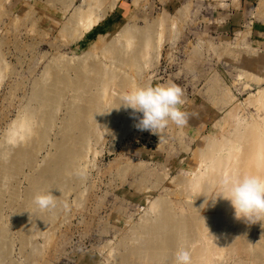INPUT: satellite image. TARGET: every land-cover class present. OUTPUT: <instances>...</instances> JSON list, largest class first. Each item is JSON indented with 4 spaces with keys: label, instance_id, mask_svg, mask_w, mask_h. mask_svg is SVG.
Here are the masks:
<instances>
[{
    "label": "rangeland",
    "instance_id": "374dc122",
    "mask_svg": "<svg viewBox=\"0 0 264 264\" xmlns=\"http://www.w3.org/2000/svg\"><path fill=\"white\" fill-rule=\"evenodd\" d=\"M83 1L0 0V151L14 146V124L24 117L32 91L44 83L46 71L73 80V68L81 62L94 59L110 65L102 47L123 42L125 28L151 27L160 35L161 50L156 60L150 56L138 75L119 70L135 87L167 82L179 86L188 122L183 129L169 123L154 134L137 128L142 114L131 118L126 110L98 141H90L83 183L65 197L54 225L36 234L30 245L21 242L18 230L19 207L29 185L30 171L25 168L15 184L19 200L10 205L6 195L1 209V225L11 247L4 264H116L124 253L121 243H133L142 220L154 217L150 208L155 201L165 199L176 213L187 209L181 182H195L207 173L210 162L195 154L209 139L227 137L232 129L226 122L230 110L235 109L236 120L256 122L264 135V111L254 103L264 90V0H119L93 29L69 36L62 32L64 25ZM112 93L117 95L118 89ZM73 95L72 89L65 90L57 130ZM228 150L217 158H226ZM232 221L238 228L245 225L236 217ZM260 221L253 222L249 257L248 252L233 255L222 249L215 251L211 264H264V250L260 255L255 252V246L264 244ZM213 228L215 234L221 233L219 226ZM191 245L195 244L187 247L193 250Z\"/></svg>",
    "mask_w": 264,
    "mask_h": 264
},
{
    "label": "bare ground",
    "instance_id": "6f19581e",
    "mask_svg": "<svg viewBox=\"0 0 264 264\" xmlns=\"http://www.w3.org/2000/svg\"><path fill=\"white\" fill-rule=\"evenodd\" d=\"M118 1L84 0L72 19L64 25L62 32H67L69 36L77 34L82 36L83 31L93 29L104 19L107 12H111L116 7ZM150 28L149 26L142 30L125 28L122 31L123 42L102 44L101 54L112 61L110 65L107 63L104 65L93 59L88 63L81 62L73 68L76 74L73 80H69L60 72L46 71L43 76L44 81L41 80L44 83H35L24 117L20 119L19 124H14L15 131L12 129L13 138L18 136L14 140L11 137L14 146L0 151V264H4L5 259L9 257V248H11L8 235L1 225L3 218L1 209L5 205L6 195L10 205L19 200L20 196L15 184L18 178L23 176L24 169L30 171L27 176L25 175L29 185L24 193L25 202L19 207L18 216L21 217L18 219V230L21 232L19 233L21 242L30 245L36 234L54 225L57 220V209L64 206L65 197L83 183L85 179L83 163L90 141H98L102 132L104 133L123 113L127 112L132 118L131 109L120 107V97L136 85L119 69L129 70L136 75L144 65L148 64L150 56L157 58L161 50V38ZM113 61L118 69L113 67ZM67 89H72L74 95L69 109L66 108L67 113L61 127L57 130V114L63 110L62 100ZM113 89H118L119 93L113 94ZM254 103L264 111V90L258 93ZM226 122L229 124L228 127H232L228 130L227 137L209 139L204 148L195 154L198 160L204 159L210 162L207 173L202 175L199 173L200 179L195 182L192 180L181 182L183 186L181 197L186 196V200H189L187 209L176 213L165 199L155 201L150 208L154 217H146L142 220L140 226L136 228L137 231L135 229V239L131 238L133 243H121L124 253L115 259L116 264H173L180 242L186 247L195 244L191 245L193 250L190 248L193 264L199 261L200 264L203 261L205 264H211L216 256L215 251L221 252L219 250L222 249L233 255L240 252V254L245 252L246 255L248 251L252 252L249 236L253 235V223L251 226V223L249 225L245 220V225L242 227L234 226L232 220L235 212L230 202L218 198L213 203L210 199L220 194L222 181L237 173L264 176V135L259 132V125L256 122L246 123L236 120L235 109L227 113ZM227 148L229 149L227 157L217 158L216 155ZM45 151H47L46 155L39 162L40 155ZM42 190L51 191L56 198L54 207L41 210L32 203L33 195ZM206 199H208L207 205ZM215 225L221 228V233L218 230L219 232L215 234L213 228L216 227ZM258 227L262 232L260 240L264 242V220L260 221ZM238 230L241 234L235 232ZM236 235H238L237 239ZM263 245V243L254 245L255 252H262ZM249 252L246 257L250 256ZM258 253L256 255H260ZM222 257L224 256L221 255Z\"/></svg>",
    "mask_w": 264,
    "mask_h": 264
},
{
    "label": "clouds",
    "instance_id": "9594fccd",
    "mask_svg": "<svg viewBox=\"0 0 264 264\" xmlns=\"http://www.w3.org/2000/svg\"><path fill=\"white\" fill-rule=\"evenodd\" d=\"M182 96V89L173 82L137 86L121 95L120 107L142 114L138 129L158 134L169 123L178 129L187 125V113L181 108ZM218 198L230 202L237 219L250 223L264 220V176L237 173L222 181L220 194L210 200L215 203ZM55 200L51 191L42 190L33 195L32 203L44 210L54 207ZM173 264H193L190 249L183 242L178 245Z\"/></svg>",
    "mask_w": 264,
    "mask_h": 264
}]
</instances>
